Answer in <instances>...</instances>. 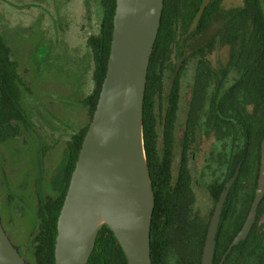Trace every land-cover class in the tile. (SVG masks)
Wrapping results in <instances>:
<instances>
[{
  "label": "trees",
  "instance_id": "16d2710c",
  "mask_svg": "<svg viewBox=\"0 0 264 264\" xmlns=\"http://www.w3.org/2000/svg\"><path fill=\"white\" fill-rule=\"evenodd\" d=\"M225 0H164L161 24L151 54L143 104V137L149 176L155 195L151 224V256L153 264H169L176 249L185 264H201L204 234L196 246L176 245L173 225L158 213L156 177L169 160L174 149L176 127L182 98L181 76L189 63H194L192 99L187 110L186 125L193 129L208 119L216 134L224 139V146H239L233 152L232 164L223 181L210 187L216 202L228 178L242 160L240 172L230 191L246 192L242 218L251 207L259 175L261 142L264 139V0H242L240 6L226 9ZM103 16L100 30L88 38L95 60V88L87 97L89 122L72 134L66 155L65 183L59 194L43 201L37 213L38 226L32 236L35 264H55L57 221L75 168L79 151L90 120L96 109L102 83L107 72L114 28L116 0H101ZM228 47L226 62L214 64L211 53ZM174 79V70L184 56ZM176 59V62H174ZM170 69V83L165 72ZM0 140L16 130L15 120H25L21 106V77L18 64L11 56V48L0 32ZM188 131L185 136L193 137ZM185 142L186 138H185ZM230 194L225 202L223 216L228 217L234 206ZM214 208V206H213ZM212 208V211H213ZM253 231L264 232V197L258 206ZM251 235V234H250ZM229 242L224 245L228 248ZM218 247H216V250ZM234 247L230 254L233 253ZM217 253V252H216ZM28 264H30L27 261ZM88 264H128L126 255L114 235L103 225L99 230Z\"/></svg>",
  "mask_w": 264,
  "mask_h": 264
},
{
  "label": "water",
  "instance_id": "95a60500",
  "mask_svg": "<svg viewBox=\"0 0 264 264\" xmlns=\"http://www.w3.org/2000/svg\"><path fill=\"white\" fill-rule=\"evenodd\" d=\"M163 4L164 0H116L107 72L58 216L55 264H88L103 225L114 232L128 264H153L155 195L144 147L143 104ZM241 165L242 160L219 196L201 264H213L221 213ZM263 197L264 139L254 198L227 252L249 233ZM0 264H28L1 219Z\"/></svg>",
  "mask_w": 264,
  "mask_h": 264
},
{
  "label": "rangeland",
  "instance_id": "374dc122",
  "mask_svg": "<svg viewBox=\"0 0 264 264\" xmlns=\"http://www.w3.org/2000/svg\"><path fill=\"white\" fill-rule=\"evenodd\" d=\"M241 4L242 0L223 3L226 9ZM102 16L101 0H0V32L18 64L21 106L37 129L31 134L22 127L19 136L0 143L8 180L0 171V203L30 264H35L32 235L38 226L36 158L45 148L46 193L58 195L65 176L67 142L89 122L86 99L95 88V60L88 38L99 32ZM217 57L226 62L228 47L211 53L214 64ZM171 74L170 69L165 72V82ZM193 75L194 63H189L181 76L179 120L184 118ZM12 190L22 200L14 198ZM245 196L242 191L241 206ZM7 197L11 202L6 206ZM213 206L211 202L210 212Z\"/></svg>",
  "mask_w": 264,
  "mask_h": 264
},
{
  "label": "flooded vegetation",
  "instance_id": "af4514ba",
  "mask_svg": "<svg viewBox=\"0 0 264 264\" xmlns=\"http://www.w3.org/2000/svg\"><path fill=\"white\" fill-rule=\"evenodd\" d=\"M187 55L188 52L186 51L183 57L185 58ZM170 82L171 81L168 80L166 83ZM191 99L192 95L190 93L186 98V111L184 112V118L182 120H179L178 118L177 121L174 149L172 150L169 160L163 158L164 167L156 177V186L158 195V213L161 217L167 218V221L168 216H170L169 222L173 225L172 233L175 238L174 242L177 246L185 244L196 247L201 243L205 233V236L207 237L211 218L218 201L214 202L210 187L217 181L224 180L226 173L232 164L233 152L235 155L239 154V146L235 149H233L230 144L224 146V139L219 137L216 134L217 132L215 131V128H212L210 125L208 113H202V120L197 121L193 129H189L186 122L188 118L187 110ZM24 115L26 119L15 120L13 126L16 130H13L14 132L6 139L0 140V143L5 142L11 137L15 138L19 136L22 127L26 132L31 134L37 132V129L32 125L30 118L25 113ZM193 130L195 132L193 137L189 138L185 136L188 131L193 132ZM185 138L187 143L185 142ZM70 140L67 142V152L69 150ZM45 152V148H41L36 158V168H38V170L35 174L36 177H39L35 183L34 189V194L38 202L36 214L38 213L40 205L43 204V201L49 197V193H46L48 190V182L43 162ZM0 171L3 172L5 181L8 182L5 174L6 170L3 167L1 158ZM232 175L233 174L229 176L228 180ZM65 177L66 174L62 180L60 190L64 186ZM236 178L231 187L236 183ZM236 186L237 184H235V187ZM237 187L239 188L240 185ZM230 189L228 195L231 194L234 197V206L228 217L222 215V210L216 234L213 264H264V232L262 234L257 231L252 232L258 214H256L253 225L247 236L241 239L236 245L232 246V248L234 247L232 254H230L232 248L227 252L231 242L239 233L247 218V216L242 218L241 189L234 190L233 192H231ZM10 192L11 190H8L9 194ZM12 194L14 195V198L22 200V197L17 192H13L12 190ZM10 202V198L7 197L6 202L4 201V205L7 206ZM211 202H214V208L213 211L210 212ZM2 205L3 204L0 203V219L5 232L20 254L27 261L25 254L19 247L17 238L11 233L10 224L5 220ZM261 225L263 226L264 224L261 223ZM228 241H230L228 248L224 250V245H226ZM216 247H218L217 250ZM170 258L173 260H170L169 263L171 264H185L177 249L175 253H171Z\"/></svg>",
  "mask_w": 264,
  "mask_h": 264
}]
</instances>
